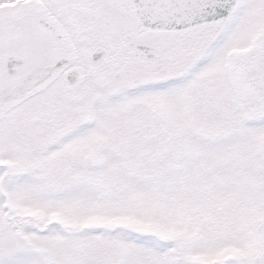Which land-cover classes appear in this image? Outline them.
Masks as SVG:
<instances>
[{"label": "snow or ice", "instance_id": "1", "mask_svg": "<svg viewBox=\"0 0 264 264\" xmlns=\"http://www.w3.org/2000/svg\"><path fill=\"white\" fill-rule=\"evenodd\" d=\"M0 264H264V0H0Z\"/></svg>", "mask_w": 264, "mask_h": 264}]
</instances>
